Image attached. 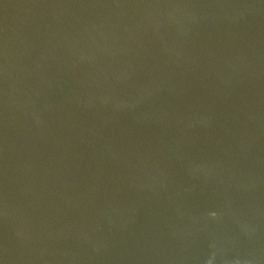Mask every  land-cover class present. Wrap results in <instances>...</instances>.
Wrapping results in <instances>:
<instances>
[{
	"label": "water",
	"instance_id": "95a60500",
	"mask_svg": "<svg viewBox=\"0 0 264 264\" xmlns=\"http://www.w3.org/2000/svg\"><path fill=\"white\" fill-rule=\"evenodd\" d=\"M0 264H264V0H0Z\"/></svg>",
	"mask_w": 264,
	"mask_h": 264
}]
</instances>
